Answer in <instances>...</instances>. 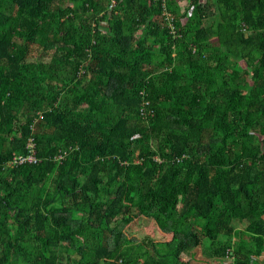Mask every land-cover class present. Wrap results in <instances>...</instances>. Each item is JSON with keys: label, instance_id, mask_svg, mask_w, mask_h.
Here are the masks:
<instances>
[{"label": "trees", "instance_id": "16d2710c", "mask_svg": "<svg viewBox=\"0 0 264 264\" xmlns=\"http://www.w3.org/2000/svg\"><path fill=\"white\" fill-rule=\"evenodd\" d=\"M230 260L264 261V0H0V264Z\"/></svg>", "mask_w": 264, "mask_h": 264}, {"label": "built area", "instance_id": "2783aa9c", "mask_svg": "<svg viewBox=\"0 0 264 264\" xmlns=\"http://www.w3.org/2000/svg\"><path fill=\"white\" fill-rule=\"evenodd\" d=\"M37 162L38 160L36 158L35 150L33 148H29L26 155H15L10 164L13 166H21L25 164H35Z\"/></svg>", "mask_w": 264, "mask_h": 264}, {"label": "rangeland", "instance_id": "374dc122", "mask_svg": "<svg viewBox=\"0 0 264 264\" xmlns=\"http://www.w3.org/2000/svg\"><path fill=\"white\" fill-rule=\"evenodd\" d=\"M185 3H182V6H184ZM224 263V262H223ZM225 264H232L231 260L230 261H226ZM254 264H264V261H258V262H254Z\"/></svg>", "mask_w": 264, "mask_h": 264}]
</instances>
